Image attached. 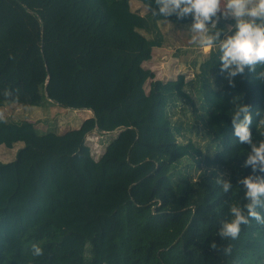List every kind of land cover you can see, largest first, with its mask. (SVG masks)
I'll use <instances>...</instances> for the list:
<instances>
[{
	"label": "trees",
	"instance_id": "trees-1",
	"mask_svg": "<svg viewBox=\"0 0 264 264\" xmlns=\"http://www.w3.org/2000/svg\"><path fill=\"white\" fill-rule=\"evenodd\" d=\"M131 1L0 0V108L49 102L95 115L64 134L0 117V146L23 144L0 161V264H264L255 221L238 240L218 236L242 201L237 181L252 174L231 101L264 109V82L246 70L231 87L215 52L191 81L157 79L144 64L164 43L162 18ZM117 130L95 160L87 136ZM252 132L259 141L255 120ZM221 174L232 193L216 184ZM33 243L43 256L32 257Z\"/></svg>",
	"mask_w": 264,
	"mask_h": 264
},
{
	"label": "clouds",
	"instance_id": "clouds-1",
	"mask_svg": "<svg viewBox=\"0 0 264 264\" xmlns=\"http://www.w3.org/2000/svg\"><path fill=\"white\" fill-rule=\"evenodd\" d=\"M147 9L161 17L160 22L167 26H172L169 18L173 16L178 20L190 17L187 39L202 51L218 55L220 72L226 74L231 87H235V78L244 75L246 70L254 79L264 82V0H147ZM221 19L235 23L225 30L218 27ZM231 103L234 105L230 116L233 134L240 145L249 146L243 166L252 170V174L237 181L242 186L238 187L243 192L242 201L229 205V219L221 222L218 231L221 240L235 241L240 238L243 227L251 226L253 221L264 229V109L253 112L240 96L234 97ZM254 120L261 137L259 141L253 138ZM215 182L225 194L236 188L222 174ZM211 248L217 249L215 242ZM222 251L230 255L232 245ZM31 255L34 258L44 255L40 243L31 245Z\"/></svg>",
	"mask_w": 264,
	"mask_h": 264
},
{
	"label": "rangeland",
	"instance_id": "rangeland-1",
	"mask_svg": "<svg viewBox=\"0 0 264 264\" xmlns=\"http://www.w3.org/2000/svg\"><path fill=\"white\" fill-rule=\"evenodd\" d=\"M131 9L142 16L148 13L147 8L138 0L131 1ZM190 25L178 26L172 24V26H167L160 23L164 43L161 47L154 48L152 60L144 64L145 68L155 72L157 79L165 82L184 74L187 81H191L194 78L195 65H198L209 56L210 52L202 51L187 39ZM147 36L152 38L151 35ZM149 84L150 81L145 86L147 91L149 90ZM87 114L90 117L93 116V113L88 110L66 109L49 102H45L40 107L22 108L14 105L0 108L2 119L9 122L31 121L35 123L41 134L47 132L64 134L72 129H77L85 120ZM119 132L120 130L101 134L95 131L87 136V145L91 148L95 160L103 155L107 146ZM198 140L205 147L207 141L202 137H199ZM22 147L23 144L21 143H17L12 149L4 145L0 146V159H5V163L13 161ZM3 154H6V157L3 158Z\"/></svg>",
	"mask_w": 264,
	"mask_h": 264
},
{
	"label": "crops",
	"instance_id": "crops-1",
	"mask_svg": "<svg viewBox=\"0 0 264 264\" xmlns=\"http://www.w3.org/2000/svg\"><path fill=\"white\" fill-rule=\"evenodd\" d=\"M222 21H223V22H226V23L228 24V27H230L231 25H233V24L235 23L233 20H223V19H222ZM87 118H90V116H89L88 114H87V116H85L84 119H87ZM2 157H3V158L6 157V154H3ZM8 157H10V156H8ZM8 157H7V158H8ZM4 160H5V159H2V158L0 159V161H2V162H4Z\"/></svg>",
	"mask_w": 264,
	"mask_h": 264
},
{
	"label": "water",
	"instance_id": "water-1",
	"mask_svg": "<svg viewBox=\"0 0 264 264\" xmlns=\"http://www.w3.org/2000/svg\"><path fill=\"white\" fill-rule=\"evenodd\" d=\"M93 117H95V115L93 114Z\"/></svg>",
	"mask_w": 264,
	"mask_h": 264
}]
</instances>
